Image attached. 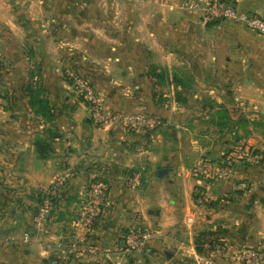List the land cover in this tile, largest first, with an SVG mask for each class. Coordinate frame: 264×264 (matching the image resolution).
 Instances as JSON below:
<instances>
[{
    "label": "crops",
    "instance_id": "crops-1",
    "mask_svg": "<svg viewBox=\"0 0 264 264\" xmlns=\"http://www.w3.org/2000/svg\"><path fill=\"white\" fill-rule=\"evenodd\" d=\"M19 1L0 0V264H250L238 254L264 241V162L234 165L228 178L211 184L213 198L203 206L195 191L206 184L195 166L240 143L264 154V35L231 20L206 21L201 10L184 11L183 0H139L140 7L131 0H68L65 8ZM232 1L264 17V0ZM52 11L90 16L71 37H53L52 24L33 20ZM114 12L126 15L123 24ZM100 14L104 23L96 21ZM67 49L90 57L104 109L160 118L152 135L91 122L61 74ZM34 92L52 118L31 102ZM37 138L52 143L48 158L39 156ZM161 168L168 169L164 177ZM72 170L75 177L37 230L44 192ZM100 172L111 204L96 227L97 242L115 250L137 225L152 238L144 251L121 258L111 251L66 259L60 245L75 240L76 206ZM236 184L241 189L233 191ZM202 232L210 235L200 251Z\"/></svg>",
    "mask_w": 264,
    "mask_h": 264
},
{
    "label": "built area",
    "instance_id": "built-area-1",
    "mask_svg": "<svg viewBox=\"0 0 264 264\" xmlns=\"http://www.w3.org/2000/svg\"><path fill=\"white\" fill-rule=\"evenodd\" d=\"M181 8L186 11L202 12V17L206 21H222L231 20L233 22L244 25L245 27L264 35V17L256 13L240 10L232 0H191L182 2ZM70 78L73 79V83L77 86L79 91L83 93L86 100L90 104L92 112L97 118L105 122H118L126 120L128 122L142 121L141 116H135L133 118H124L122 115L107 114L102 111L99 96L95 88L74 72V70L68 69ZM130 120V121H129ZM264 162V154L257 150L256 147L249 143H242L234 146L224 154V156L216 161L201 160L195 166V172L203 177L205 182L210 185L218 182L222 179L229 177L231 170L236 164H250L261 165ZM76 172L74 170L61 173L57 176L47 193H44L42 203L36 212L34 219V227L37 230H42L46 225L48 214L52 208L54 198L59 196L61 188L67 183L69 178L75 177ZM141 185L140 173L134 174L132 178V186L134 188ZM240 185H234L233 191L240 190ZM196 201L199 205H205L209 203L213 198V193L208 187H200L195 191ZM111 204L110 188L107 182L106 176L103 172L94 175L89 183L87 192L84 199H80L76 206V215L74 220L75 228V240L71 241L65 246H61L59 250L63 254L64 258H82L90 255H105L109 252H116L121 258L127 252L144 251L151 238L152 231L148 228L141 227L140 225L131 227L125 234L124 242L117 245L115 250L105 248L101 246L95 237L96 227L102 222L101 220L106 216L107 208ZM190 221H194V216L189 218ZM31 240V233L28 231L24 234L23 242L29 243ZM43 247V244H42ZM218 253L223 251L222 246H217ZM238 257L240 260L248 262L250 264H264V241H260L255 246H250L243 249ZM120 264H132L129 261H122Z\"/></svg>",
    "mask_w": 264,
    "mask_h": 264
},
{
    "label": "rangeland",
    "instance_id": "rangeland-1",
    "mask_svg": "<svg viewBox=\"0 0 264 264\" xmlns=\"http://www.w3.org/2000/svg\"><path fill=\"white\" fill-rule=\"evenodd\" d=\"M21 1L24 2L25 0H20L19 1L22 4ZM40 1H41L40 3H42V5L50 4V5L55 6V7L61 6V8L63 7L62 5H65L64 3L68 2V0H40ZM44 1H46V2H44ZM76 1L77 0H73L72 2H76ZM105 1L106 0H99V3L100 4L102 2L105 3ZM131 1L137 7L141 6V4L139 3V0H131ZM187 1H191V0H183L182 2H187ZM182 2H181V4H182ZM72 4H74V3H72ZM181 4H180V7H181ZM73 6H76V5H73ZM63 8H65V7H63ZM52 9L55 10V8H52ZM184 11H186V10H184ZM72 15L73 14H69V13L64 12V11L63 12L62 11L61 12L52 11L50 13L49 12L38 13V15H36V18L33 19V20L37 24L40 23L41 27L43 25L47 26L48 22H49V24H52V29L51 30L53 32H51V34H50L51 36L57 37V36L60 35L61 37L63 36V38H69V37L72 36L73 31H75L77 29L79 30L80 27L82 26L81 23H83L84 20L85 21L88 20L89 16H90L89 13L78 14V16H76V17L72 16ZM102 15L103 14H100V16L96 15V21H98L99 23H104V21L106 19V18L102 17ZM112 15L114 17L115 22L117 21L118 23H121V24H123L125 22V19H124V16H126L125 14L120 13V12L119 13L114 12V13H112ZM92 27H96V26L95 25H91V28ZM50 28H51V26H50ZM116 28L121 29L122 27L120 25L116 24ZM54 31H55V33H54ZM102 47H104V46L99 45V46H96V49H103ZM78 57H79V55H78V53H76V51L67 49V53L61 58V61H60V63L62 64V67H63L61 74H62L63 78L67 81V83L69 84V92H70L69 94H70V96H72L74 98V100L77 99L78 101H81L82 104L86 106V108L88 110V113H89V119L91 120V122L94 123L96 126H99V127L108 126L109 128H111L112 125H114V126H117V125L119 126L120 125L126 131H128L130 133H133V134L141 135V137L142 136L147 137V136L152 135L153 131L156 130L161 124L160 118H158V116H156V115H152V114H149V113H146V112H141V111L123 110V111L109 112L106 109H104L103 105H102L101 98H100V93L98 92V89H97V86H96V83H95V78H93V76L90 73V71L95 70V69H92L93 65H92L91 61L89 60L90 57L89 58L87 57L86 59L78 58ZM111 60L114 61V59H111ZM115 60H117V59H115ZM98 65L101 66L102 63H99ZM103 68H105V67H103ZM68 69L74 70V72H76V74H78L79 76H82L83 79H85L87 82H89L95 88V90H96V92H97V94L99 96V99H100L102 111H104L107 114H116V113H118L119 115H122L126 119L142 115V121H140V122L139 121L131 122L129 120L130 122H128L126 120H122V121H118V122L113 123V122H105V121L100 120L99 118H97L95 116V114L92 112V110L90 108V104L86 100V98L83 95V93L81 91H79L80 89H78L77 86L74 85L73 79L70 78V76L68 74V71H67ZM240 144H242V143H240ZM237 145L238 144H236L235 146H237ZM74 172H76V171L74 170ZM57 176L55 177V179L57 178ZM133 177H134V174H133L132 178ZM55 179L53 180V182L55 181ZM53 182L50 184V186L47 188V190L44 193L48 192V190L51 187V185L53 184ZM204 184H206V187H208V189L212 192L211 182H210V185H208L204 181ZM42 198H44V197L42 196ZM40 205H41V203H40ZM40 205H39V207H40ZM52 206H53V204H52ZM1 207H3V206L1 205Z\"/></svg>",
    "mask_w": 264,
    "mask_h": 264
},
{
    "label": "trees",
    "instance_id": "trees-1",
    "mask_svg": "<svg viewBox=\"0 0 264 264\" xmlns=\"http://www.w3.org/2000/svg\"><path fill=\"white\" fill-rule=\"evenodd\" d=\"M156 68H152V72L155 71ZM40 93H36L34 92L32 94V103L34 105H36L39 108V111L42 112V114L47 117V118H52L53 113H51V108L48 104V102L44 99H41L40 97ZM35 147L37 149V152L39 154V156L41 158H48L50 151L52 149V143L49 142L47 139L44 138H37L35 140ZM57 198H54L53 200V204L55 203ZM40 203H42V198L40 199ZM38 210V209H37ZM210 233L208 232H202L201 235L199 236V238L197 239V245H198V250L203 251L204 249V243L207 241V238L209 237ZM209 239V238H208ZM209 244H211V246H214V240H210L209 242H207Z\"/></svg>",
    "mask_w": 264,
    "mask_h": 264
},
{
    "label": "water",
    "instance_id": "water-1",
    "mask_svg": "<svg viewBox=\"0 0 264 264\" xmlns=\"http://www.w3.org/2000/svg\"><path fill=\"white\" fill-rule=\"evenodd\" d=\"M167 172H168V169L167 168H161L159 170V176L160 177H164V176H166Z\"/></svg>",
    "mask_w": 264,
    "mask_h": 264
}]
</instances>
